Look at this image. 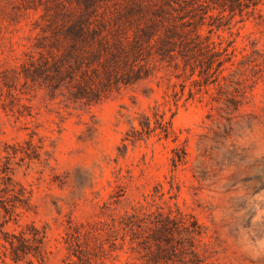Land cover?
<instances>
[{"label": "rangeland", "instance_id": "rangeland-1", "mask_svg": "<svg viewBox=\"0 0 264 264\" xmlns=\"http://www.w3.org/2000/svg\"><path fill=\"white\" fill-rule=\"evenodd\" d=\"M139 1L150 10L135 9V0H0V264H86L77 255L94 240L70 246L66 232L96 219L106 203L131 211L156 193L159 204L177 202L203 226V264H264V77L228 113L207 94L185 100L187 88L174 105L170 84L179 90L181 79L164 69L87 103L72 94L79 71L58 79L51 68L72 34L85 36L86 50L102 41L98 62L114 51V34H163L164 22L153 26L160 1ZM260 13L201 32L232 41L237 59L248 54L264 70V1ZM156 105L166 118L173 113L174 135L124 146L130 122L138 126L139 114ZM176 148L186 156L174 168ZM13 184L25 189L26 209ZM30 225L45 234L44 259L15 262L2 232ZM140 262L119 252L102 264Z\"/></svg>", "mask_w": 264, "mask_h": 264}, {"label": "trees", "instance_id": "trees-1", "mask_svg": "<svg viewBox=\"0 0 264 264\" xmlns=\"http://www.w3.org/2000/svg\"><path fill=\"white\" fill-rule=\"evenodd\" d=\"M135 1V9L150 10L147 6L149 2ZM159 1L158 8L153 10L156 19L153 26L164 22L163 34H148L149 29L147 34H114V51L102 62H98L102 41H96L98 48L94 51L86 50L85 36L72 34L62 59L51 64L57 72L56 78H69L79 71L74 78L73 97L92 103L110 91L152 78L157 71L164 69L181 79L179 90L176 84H170L173 89L169 97L174 105L184 98L187 88L185 100L207 94L209 102L222 105L224 111L232 113L238 110L257 81L264 77V70L248 54L242 53L237 59L232 41L224 45L221 40L215 41L212 34H203L201 30L207 27L208 33H211L229 27L233 21L261 17L260 6L264 0ZM71 58L74 60L72 65L62 69ZM93 61H97L95 66ZM254 69H259L258 76H255ZM211 88L214 91H210ZM172 117L173 113L166 118L165 112H160L157 105L151 115L139 114L138 126L130 122L122 139L123 145L127 146V142L135 144L151 136L158 139L172 137ZM185 156L184 149H174L171 158L173 167L184 163ZM13 186L14 200L26 209L29 198L25 189L20 187L15 190V184ZM175 196L170 194L169 199ZM158 198L160 194L156 193L151 202L133 207L131 211H118L112 204L106 203L96 219L66 232L67 242L70 246L81 247L84 236L94 240L92 243L85 242L81 255H77L86 264H102L105 259L118 256L119 252L141 260L140 264H203L200 249L203 226L192 213L182 210L177 202H165L163 205L157 202ZM0 207L6 209L4 204ZM44 238V232L34 225L18 233L2 232L3 246L15 262L26 256L42 262Z\"/></svg>", "mask_w": 264, "mask_h": 264}]
</instances>
